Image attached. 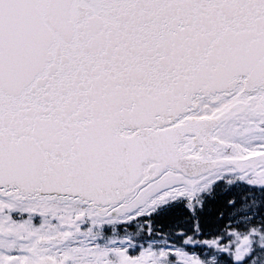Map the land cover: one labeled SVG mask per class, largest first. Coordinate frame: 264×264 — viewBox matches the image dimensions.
I'll return each instance as SVG.
<instances>
[{
	"label": "snow or ice",
	"instance_id": "6c2138e0",
	"mask_svg": "<svg viewBox=\"0 0 264 264\" xmlns=\"http://www.w3.org/2000/svg\"><path fill=\"white\" fill-rule=\"evenodd\" d=\"M0 264H264V0H0Z\"/></svg>",
	"mask_w": 264,
	"mask_h": 264
}]
</instances>
